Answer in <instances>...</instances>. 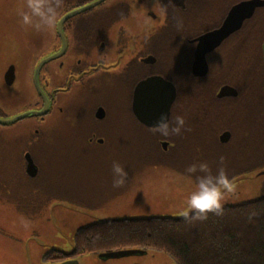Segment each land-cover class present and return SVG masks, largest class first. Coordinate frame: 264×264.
I'll use <instances>...</instances> for the list:
<instances>
[{"label":"flooded vegetation","instance_id":"af4514ba","mask_svg":"<svg viewBox=\"0 0 264 264\" xmlns=\"http://www.w3.org/2000/svg\"><path fill=\"white\" fill-rule=\"evenodd\" d=\"M236 2L224 0L220 8L209 3L207 10V1L203 0H65L53 33L30 31L22 25L19 12L25 0H0V163L7 160L12 166L7 176L0 170V264H30V241L38 242V237L30 238V180L40 173L35 156L46 154L44 124L48 119L64 121L69 113L67 106L76 101L78 91L93 82L119 80L131 121L151 140L143 157L145 165L148 161V165L155 162L161 166L184 136L191 141V155L199 154L198 159H217L224 154L238 160L239 156L225 153L234 148L240 132L243 140L251 141L250 159L235 164L230 161V168H226L231 171L227 173L234 180L257 166L256 136L241 131L236 117L239 108L245 116L250 113L257 120L259 91H264V40L259 43L238 38L243 28L254 27L245 19L212 49L202 54L198 47V37L217 28ZM174 17L183 19L179 32ZM204 18L210 23L202 24ZM171 42L183 51L182 69L174 74L168 62L175 56L167 57ZM232 45L238 46L239 57L229 60ZM40 61L43 63L36 70ZM153 77L171 84L168 115L185 116L191 131L164 138L152 134L151 126L137 118L134 95L140 97L139 109L145 113L147 89H135L141 81ZM223 86L228 88L220 94ZM88 99L90 104L78 125L84 130L85 142L101 145L109 137L94 125L105 121L108 114L94 96ZM149 103L151 106L154 101L150 99ZM30 159L35 167L33 175ZM216 166H212L213 172ZM170 167L184 175L186 167L171 163ZM50 237L36 247L47 246L39 257L40 264H83L80 256L86 253L76 254L73 241L64 247ZM104 251L109 250L87 254L103 264H165L156 263L158 255L144 249L117 258L100 257Z\"/></svg>","mask_w":264,"mask_h":264},{"label":"rangeland","instance_id":"374dc122","mask_svg":"<svg viewBox=\"0 0 264 264\" xmlns=\"http://www.w3.org/2000/svg\"><path fill=\"white\" fill-rule=\"evenodd\" d=\"M203 1H207L205 7L208 10L209 3L220 8L224 0ZM261 10L262 14L255 18V29L249 26L243 28L238 38L255 42L257 38L264 37V30L258 32L257 24L259 21L264 22V8ZM209 23L210 19L204 18L202 24ZM32 39L30 33V40ZM171 45L167 57L175 56L173 61L168 62L174 74L182 69L180 58L183 57V51L180 47L176 48L172 42ZM235 57H239L238 46L232 45L227 59L233 60ZM89 96H94L102 103L108 114L105 121L94 125L109 137L107 142L101 145L85 142L84 130L78 125L82 117H85L87 106L90 104ZM124 96L118 79L100 84L93 82L91 86L78 91L76 101L67 106L69 113L64 121L48 119L45 122L43 134L48 144L46 154L42 157L35 156L40 173L30 180V238L38 237V242L30 241V264L41 263L39 257L47 246L37 249L36 247L43 244L48 234L52 235L50 240L68 247L77 226L91 223L98 218L180 214L188 194L194 190L195 185L191 184L194 182L193 178H186L185 175H180L182 172L178 171L179 169L175 171L170 167V163L178 167H187L190 165L189 159L195 161L199 158V154L190 153L191 141L185 136L180 137L177 150L169 156L170 161L163 159L161 166L155 162L148 165L147 161L145 165L143 157L148 152L151 140L145 130L131 121L126 111ZM72 108L74 109L71 112ZM257 108V120L250 113L245 116L237 108L239 110L236 117L237 127L251 137L256 136L257 166L247 172L246 178L235 182L236 193L230 195L224 204L251 200L264 193V174H256L264 169V100L261 96L258 98ZM144 136H147L148 140H145ZM233 147L225 154L233 158L239 156V159L231 160L229 156L222 154L226 166L230 161V164L241 160H244L243 163L249 161L251 141L243 140L240 132ZM198 160L207 161L212 167L217 165L219 158ZM113 161H118L128 172V182L123 188L112 187ZM8 163L7 160L0 163V170L3 169L4 176L10 173L12 167ZM227 168V172L231 171ZM52 215L56 220L52 219ZM147 253L158 255L156 263L172 264L162 252L148 250ZM80 261L83 264L104 263L87 253L80 256Z\"/></svg>","mask_w":264,"mask_h":264},{"label":"trees","instance_id":"16d2710c","mask_svg":"<svg viewBox=\"0 0 264 264\" xmlns=\"http://www.w3.org/2000/svg\"><path fill=\"white\" fill-rule=\"evenodd\" d=\"M263 8L255 9L245 23L255 29ZM257 24L258 32L264 30L263 21ZM263 93L259 91L261 98ZM72 241L76 254L139 248L162 252L172 264H264V193L225 204L223 216L209 214L203 222L159 216L96 220L77 227Z\"/></svg>","mask_w":264,"mask_h":264},{"label":"clouds","instance_id":"9594fccd","mask_svg":"<svg viewBox=\"0 0 264 264\" xmlns=\"http://www.w3.org/2000/svg\"><path fill=\"white\" fill-rule=\"evenodd\" d=\"M65 0H25L19 12L23 26L36 31L55 32L58 26L60 10L64 7ZM177 31L183 29V19L174 17ZM149 131L154 135L164 138L180 136L183 132L191 131L187 126L185 116L176 115L169 117L161 113L156 123ZM112 187L123 188L128 182V172L118 161H113L111 166ZM186 178L195 179V188L185 201V206L180 211V216L187 223L206 221L209 214L217 217L224 215V203L230 195H234L237 185L230 179L225 165V157L221 156L213 172L207 161L191 163L185 169Z\"/></svg>","mask_w":264,"mask_h":264},{"label":"water","instance_id":"95a60500","mask_svg":"<svg viewBox=\"0 0 264 264\" xmlns=\"http://www.w3.org/2000/svg\"><path fill=\"white\" fill-rule=\"evenodd\" d=\"M260 7H264V0H239L238 2L231 5L224 19L222 20L221 24L217 28L207 31L198 37V43H199L198 47L200 48V52L203 54L205 51L210 50L216 45H218L230 33L237 30L245 19L250 18L253 15L255 9L260 8ZM262 58H263V64H264V43L262 44ZM42 63L43 61H40L37 64L36 70L40 67ZM149 88L156 89V90L154 91L151 90L153 92L150 93ZM227 88L228 87L223 86L220 90V94ZM145 89H147L146 90L147 94L144 95V98L146 99V102L148 104V106H146L145 108L146 111H144L146 114L141 112L140 111L141 109H139L140 97L138 96V94L134 95L135 102L133 104V110L137 118L140 121H142L146 125L153 126L158 120L161 113L168 114V107H169L170 100L172 99L173 88L171 84L167 82L166 80L160 77H157V78L153 77V78H147L141 81L136 87L135 91L139 92ZM150 99L154 101V103L152 104L153 106L152 105L150 106V103H149ZM153 109H155V111ZM30 114H34V113L31 112ZM19 116L20 115L16 116L15 118H19ZM34 171H35V167L30 159V175H33ZM256 174L257 175L264 174V169L259 170ZM246 176H247V173L240 175L239 177L235 178L234 181L236 182L240 179L246 178ZM152 216L181 217L180 214L178 215L176 214H164V215L154 214V215L138 216V217H128V216L115 217V218L104 217V218H98V220L113 221V220H120V219L147 218V217H152ZM52 219L56 220V218L53 215H52ZM48 235L52 236L50 234ZM135 252L142 253L144 251L143 249H139V248H126V249L109 250V251L100 252L99 256L104 257V258H117V257L129 255Z\"/></svg>","mask_w":264,"mask_h":264}]
</instances>
